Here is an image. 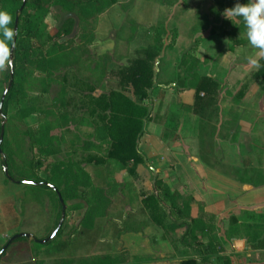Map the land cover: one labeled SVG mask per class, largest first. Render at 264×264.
I'll return each instance as SVG.
<instances>
[{
    "label": "trees",
    "instance_id": "1",
    "mask_svg": "<svg viewBox=\"0 0 264 264\" xmlns=\"http://www.w3.org/2000/svg\"><path fill=\"white\" fill-rule=\"evenodd\" d=\"M23 1L0 0V8L12 16L10 26L14 29ZM212 1L208 15H196L190 29L192 37L208 30L221 31L223 36L230 33L242 36L245 33L242 18L228 19L223 15L237 0ZM115 3L116 0H28L20 14L14 38L13 77L12 69L6 68L0 74V104L13 78L0 113V136L5 123L0 159L10 176L6 182L24 186V199L18 203L33 200L43 205V200H48L52 212L50 226L43 238L36 239L48 238L57 228L63 210L60 197L67 210L64 225L53 241L41 245L21 238L13 245L31 243L39 254L40 250L50 249L57 243L69 227V239L74 240L91 235L99 225L117 239L157 226L176 255L182 258L180 264H232V258L225 254V239L220 237L217 216L207 212L205 205L193 196L170 187L156 168L151 167L154 176L150 192L146 194L138 192L134 181L117 179L123 172L138 177L139 166L147 164L140 141L146 134L145 125L151 120V93L157 88L162 90L158 79L162 55L167 49L165 39L170 37V48H174L178 32L174 29L169 33L164 24L152 26L150 44L136 49L126 64L109 69L104 58L97 59L90 48L95 43L98 18ZM168 3L170 8L177 6V0H168ZM52 8L71 14L55 35L49 34L44 25ZM194 43L180 59L171 89L192 92L193 102L182 104L180 112H188L211 124L213 120L218 121L223 108V100L219 98L221 86L200 73L199 58L195 55L198 39ZM259 64L254 77L264 91V58ZM69 71H74L79 84L89 91L88 96H79L80 102L88 101L91 106L88 109L91 120L85 117L74 120L76 125L90 129L79 149L64 148V137L56 133L73 123L67 110L72 92L67 81ZM56 83L61 86L59 97L48 105L42 104L40 98ZM97 90L102 91L100 96L93 95ZM243 95L244 87L237 95L238 102ZM172 117L163 130L166 139H175L180 125L179 115ZM157 122L161 123V119ZM194 208L198 209L196 216H193ZM252 219H257V224L245 225L246 230L264 227V215ZM248 242L264 249V237L248 239ZM64 264L150 262L132 261L130 253L124 250L119 255L69 260Z\"/></svg>",
    "mask_w": 264,
    "mask_h": 264
},
{
    "label": "crops",
    "instance_id": "2",
    "mask_svg": "<svg viewBox=\"0 0 264 264\" xmlns=\"http://www.w3.org/2000/svg\"><path fill=\"white\" fill-rule=\"evenodd\" d=\"M205 3L209 9L214 4L212 0H205ZM209 9L198 13L208 15ZM189 35L198 39L195 48L201 74L213 78L221 86L219 98L223 100V108L218 121L208 124L193 114L176 109L181 103L190 105L193 102L192 92L176 93L175 89H171L175 107L167 106V111L160 114L161 123L151 122L160 131L156 142L171 149L166 154V168H157V159L156 170L170 187L178 189L183 195L193 196L205 205L207 212L217 216L220 237L225 239V254L232 258V264H264V249L248 242V239L261 240L264 227L254 226L248 230L244 227L257 224V219L252 218L264 215V91L254 77L259 66L248 63V57L257 56L259 50L248 43L245 33L242 36L232 33L223 36L221 31L208 30L193 37ZM179 42L178 37L175 46ZM262 58H259L258 65ZM243 87L241 106L236 107L237 95ZM166 112L174 113L172 116L179 115L180 125L175 139L163 137ZM0 183L4 188L8 184L12 188L17 185L6 182L5 173L0 176ZM16 191L20 192V196L13 197L14 211L22 218L17 203L24 199V188ZM197 213L198 209L194 208L193 216ZM14 215L7 214L0 207V247L19 233L16 231L20 230L21 223ZM150 227L154 234L144 231L126 235H134L135 241L140 237L142 242L146 238L148 243L149 240L153 242L149 249L142 251L150 257V264L164 261L165 256L167 264H180L182 258L164 239L162 230L157 226ZM126 235L120 238L121 241ZM132 244L128 243V246Z\"/></svg>",
    "mask_w": 264,
    "mask_h": 264
},
{
    "label": "rangeland",
    "instance_id": "3",
    "mask_svg": "<svg viewBox=\"0 0 264 264\" xmlns=\"http://www.w3.org/2000/svg\"><path fill=\"white\" fill-rule=\"evenodd\" d=\"M205 9H209V5L205 3V0H177V6L172 8L169 7L168 0H116L114 6L97 20L95 43L91 46L90 51L97 59L104 58L103 61L106 62L109 69L126 64L136 49L147 47L152 38V26L164 24L169 33L176 29L180 39L179 44L174 48H170V37H166L165 39V47L167 49H165L162 55L158 79L162 85V90L157 88L151 93V120L145 125L146 134L140 141V150L147 157V164L139 166L138 177H131L126 172L117 175V179L120 181H134L138 192L141 194L150 192L151 179L154 176L153 172H151V167L156 168V160L158 159L157 168L160 170L166 168L165 165L168 157L166 154H169L171 149L162 147L159 142H156L160 136V131L151 125V122H157L159 118H162L160 114L167 109V106L171 108L172 106L175 107L170 90L173 82L176 81L178 63L184 53L189 51L193 46L195 38L190 37V29L195 22L194 19H196L197 13H203ZM70 16L71 14L64 12L60 8H52L44 21L47 32L51 35L57 34L60 26ZM195 55L197 56V54ZM4 70H0V74ZM67 81L72 89V92L68 96V98L70 97V105H68L67 110L71 118H73V123L68 127L58 130L56 133L58 136L64 137V148L70 146L79 149L85 142L90 129L76 125L74 120L81 117L91 120L88 113V109L90 110L91 106L87 104L88 101L85 103L82 100L84 104L80 102L82 99L80 97L88 96L89 91L85 85L79 84L78 77L74 71L67 72ZM60 91L61 86L57 83L53 84L49 93L41 97L40 101L42 104L48 105L59 97ZM175 92L179 93L177 90ZM101 93V90H97L93 95L100 96ZM36 102L39 103V99ZM237 103L236 107H240L241 102ZM180 106H177L176 109L179 110ZM80 107L83 111L79 109ZM173 114L167 112L164 114L165 124L173 118ZM149 131L152 133H149ZM156 153H158L157 156L154 155ZM93 154H99V152H94ZM61 157H65V154H62ZM0 169V174L3 176L4 168L2 167L1 159ZM13 187L16 190L24 188L22 185H13ZM14 188L10 187L9 184L5 185L4 188V185L0 183V207L7 214H15L14 216L16 217L18 214L14 211L15 202L13 197L20 196V192H17ZM17 209L22 213V218L18 217L19 215L17 216L21 226L20 230L16 232L29 233L38 239L43 238L47 234L52 214L47 198L43 200V205L33 200L22 204L17 203ZM151 230L153 229L150 227L145 231L154 234ZM70 232L71 227L66 230L65 235L50 249L40 250L39 254H37V250L33 244L17 243L7 251L5 258L0 260V264H64L65 261L69 260H80L82 258L104 255H119L124 250L130 253L132 261H150V257L142 253L143 250L149 249L150 245L153 244L151 240L148 243L147 238L142 242L139 239L140 237H137L138 241H135L134 235H126L124 241H121V239L115 238L109 230L104 229V226L100 225L91 235L74 240L69 239ZM131 242L133 244L128 246V243L130 244ZM144 242L145 247L142 249ZM162 254L164 253L162 252ZM159 258L160 255L157 259ZM165 258L164 261H167ZM164 261H159L157 264H167Z\"/></svg>",
    "mask_w": 264,
    "mask_h": 264
},
{
    "label": "clouds",
    "instance_id": "4",
    "mask_svg": "<svg viewBox=\"0 0 264 264\" xmlns=\"http://www.w3.org/2000/svg\"><path fill=\"white\" fill-rule=\"evenodd\" d=\"M225 18H242L245 28V35L248 43L258 49V55L248 57V63L253 66H259L258 60L264 57V0H246L240 2L237 0L235 6L224 10ZM12 16L3 8H0V70L12 69L13 60L11 56V47L15 45L17 30L11 27Z\"/></svg>",
    "mask_w": 264,
    "mask_h": 264
},
{
    "label": "water",
    "instance_id": "5",
    "mask_svg": "<svg viewBox=\"0 0 264 264\" xmlns=\"http://www.w3.org/2000/svg\"><path fill=\"white\" fill-rule=\"evenodd\" d=\"M27 1L28 0H24L23 1V4H22V7L19 11V14L16 18V21H15V29L18 31V25H19V17H20V14L22 13L24 7L26 6L27 4ZM14 48H15V45L11 48V56L10 58L13 60L14 59ZM11 77H13V68H12V71H11ZM12 84H13V78L12 80L10 81V84L5 92V94L3 95V98H2V101H1V104H0V113L2 112V107H3V102L8 94V92L10 91L11 87H12ZM4 126H5V123L2 125V132H1V136H0V155L3 156V153H2V144H3V140H4ZM4 173L6 175L7 178H10L9 176V173H8V169L7 167L4 168ZM35 186H37L38 184H33ZM60 202L63 206V210H62V217H61V220L57 226V228L52 232V234L44 239V240H38L35 238L34 235L32 234H29V233H19V234H16L14 235L12 238H10V240L7 242V244L0 250V258L7 252V250L9 249V247L18 239H21V238H26L28 240H34L35 242L41 244V245H46L47 243L53 241L58 233L60 232V230L62 229V226L64 225V222H65V219H66V210H67V207L66 205L64 204L62 198L60 197Z\"/></svg>",
    "mask_w": 264,
    "mask_h": 264
},
{
    "label": "flooded vegetation",
    "instance_id": "6",
    "mask_svg": "<svg viewBox=\"0 0 264 264\" xmlns=\"http://www.w3.org/2000/svg\"><path fill=\"white\" fill-rule=\"evenodd\" d=\"M17 234H19V233H17ZM15 235H16V234H15ZM13 236H14V235H13ZM13 236H12V237H13ZM12 237H10V238H12ZM10 238L8 239V241L10 240ZM8 241H7V242H8ZM7 242L1 247V249L7 244ZM12 245H13V244H12ZM12 245L9 247V249L12 247ZM9 249H8V250H9ZM8 250H7V251H8ZM6 253H7V252H6ZM1 258H2V257H1ZM1 258H0V260H1Z\"/></svg>",
    "mask_w": 264,
    "mask_h": 264
}]
</instances>
